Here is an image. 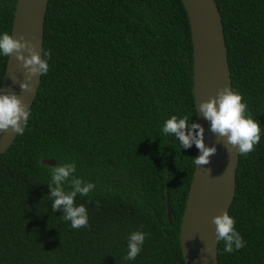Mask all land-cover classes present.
Listing matches in <instances>:
<instances>
[{
	"label": "trees",
	"instance_id": "obj_1",
	"mask_svg": "<svg viewBox=\"0 0 264 264\" xmlns=\"http://www.w3.org/2000/svg\"><path fill=\"white\" fill-rule=\"evenodd\" d=\"M217 2L233 88L261 122L260 142L240 154L229 211L245 243L229 253L220 241L219 261L264 264V0ZM17 3L0 0V32L12 34ZM45 52L25 131L0 155V264H186L181 226L199 150L162 132L171 115L199 123L183 0H50ZM69 162L95 184L75 198L88 211L80 228L49 195L52 168ZM137 230L146 239L126 260Z\"/></svg>",
	"mask_w": 264,
	"mask_h": 264
},
{
	"label": "water",
	"instance_id": "obj_2",
	"mask_svg": "<svg viewBox=\"0 0 264 264\" xmlns=\"http://www.w3.org/2000/svg\"><path fill=\"white\" fill-rule=\"evenodd\" d=\"M50 0H18L12 34L23 35L35 45L43 58L45 22ZM188 11L194 46V95L196 106L215 97L222 88L233 89L232 71L222 14L217 0H183ZM25 55L28 53L25 51ZM26 70L15 53L8 58L0 91L16 93L31 111L38 95L42 76L26 82ZM198 113V111H197ZM204 127V141L215 146L207 164L196 166L181 226V246L186 264H220L216 225L213 218L230 211L237 189L240 154L227 145L226 138L210 130V123L198 114ZM11 129L0 131V155L17 138ZM198 151V155H199ZM197 155V156H198ZM54 163V161H46ZM168 216L173 221V207L168 193Z\"/></svg>",
	"mask_w": 264,
	"mask_h": 264
},
{
	"label": "clouds",
	"instance_id": "obj_3",
	"mask_svg": "<svg viewBox=\"0 0 264 264\" xmlns=\"http://www.w3.org/2000/svg\"><path fill=\"white\" fill-rule=\"evenodd\" d=\"M25 51L28 55H25ZM15 53L17 60L22 62L26 70V82L20 86L30 89L27 81L35 76H43L49 71V53L43 58L35 50V45L23 35L16 38L7 31L0 32V56L10 57ZM198 114L210 123V130L220 137H225L227 145L235 147L239 154L246 155L253 151L261 140V122L254 119L243 102L242 94L229 88H222L218 94L201 102L197 107ZM31 111L21 97L16 93L0 91V131H11L22 135L28 124ZM204 127L190 120L188 115H171L165 120L162 132L175 138L182 149L193 145L199 150V155L193 158V164H207L217 149L208 146L204 141ZM76 171L74 162L59 164L52 168L49 195L53 198V209H63V219L69 221L72 228H80L88 224V211L84 204H76L77 195H87L95 188L92 182H86L73 175ZM70 186L65 189V184ZM216 225L217 239L223 241L224 251L233 252L244 246V240L235 227V218L226 210L213 218ZM146 233L133 231L127 239L126 260H134L140 253Z\"/></svg>",
	"mask_w": 264,
	"mask_h": 264
}]
</instances>
